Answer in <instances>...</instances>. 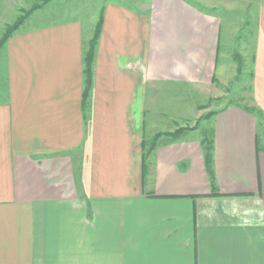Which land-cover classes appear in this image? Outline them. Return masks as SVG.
<instances>
[{
	"label": "crops",
	"instance_id": "obj_1",
	"mask_svg": "<svg viewBox=\"0 0 264 264\" xmlns=\"http://www.w3.org/2000/svg\"><path fill=\"white\" fill-rule=\"evenodd\" d=\"M196 2L104 0L89 35L69 19L22 25L2 46L0 264H264V0L206 1L234 5L237 29L252 30L251 106L204 119L215 191L201 128L174 142L164 134L186 127L146 134L158 86L223 81L221 19Z\"/></svg>",
	"mask_w": 264,
	"mask_h": 264
},
{
	"label": "rangeland",
	"instance_id": "obj_2",
	"mask_svg": "<svg viewBox=\"0 0 264 264\" xmlns=\"http://www.w3.org/2000/svg\"><path fill=\"white\" fill-rule=\"evenodd\" d=\"M43 1L45 0H0V7L3 5L0 9V33L6 24L15 22L18 15L21 18L25 16L26 19L31 15L30 10L33 7H39L33 12L30 21L23 24L24 28L75 19L82 23L83 34L89 35L99 18L104 0H51L47 4ZM197 1L199 8L211 11L221 19L216 76L223 81L212 84L209 90L202 89L203 92L182 84L158 86L157 91L150 98L153 99L155 106L149 108V127L146 130L148 137L152 134L172 131L177 127L192 125L201 129L207 127L209 124L207 120L203 117L197 119L200 111L204 112L198 110L199 106L206 108L205 112H214L227 105L251 106L252 99L249 95L251 27L238 26L237 29L236 23L241 20V12L235 9L234 5L226 8L225 3L211 5L206 3L208 0ZM12 3H14L13 10ZM26 12L30 13L26 14ZM242 18L248 21L245 14Z\"/></svg>",
	"mask_w": 264,
	"mask_h": 264
},
{
	"label": "trees",
	"instance_id": "obj_3",
	"mask_svg": "<svg viewBox=\"0 0 264 264\" xmlns=\"http://www.w3.org/2000/svg\"><path fill=\"white\" fill-rule=\"evenodd\" d=\"M51 0H45V4H47ZM33 7L30 12H26V14L30 13L32 14L35 10H37L39 7ZM35 9V10H34ZM25 14V15H26ZM29 14V15H30ZM28 15V16H29ZM15 22L8 23L4 26V30L0 36V49L2 46L6 43V41L23 25L25 22V16L24 17H19V15L15 18ZM101 29V21L99 20L95 30H94V35L92 39L88 42L84 53H83V58H82V63H83V87H84V95L83 98L84 100V107L86 106L87 102V97L90 93L92 83H93V62H94V49L96 46V42L100 33ZM240 70V69H238ZM247 110L251 111L250 108H247ZM215 112L211 114H207V117H203L204 119H207L209 116H212ZM261 114L258 112L257 116H260ZM192 130L191 128H178L174 132H171L170 134H164V136H168L170 138V142H174L178 140V137H181L183 134L187 133L188 131ZM202 137L200 140V146L203 152V159H204V166L206 173L209 178V185L211 188V191H215L216 189V184H215V179H214V174H213V130L212 129H202ZM158 137L160 136H155L150 142L144 143L143 144V156L149 155L152 151L153 148L155 147V144H158ZM148 145V147H147ZM147 147V148H146Z\"/></svg>",
	"mask_w": 264,
	"mask_h": 264
}]
</instances>
